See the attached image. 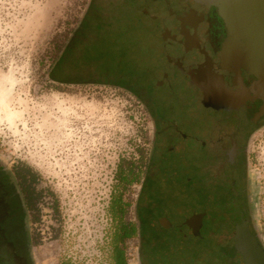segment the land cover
I'll list each match as a JSON object with an SVG mask.
<instances>
[{"label": "rangeland", "instance_id": "1", "mask_svg": "<svg viewBox=\"0 0 264 264\" xmlns=\"http://www.w3.org/2000/svg\"><path fill=\"white\" fill-rule=\"evenodd\" d=\"M113 1L0 0V80L15 81L0 109V162L31 169L48 191L30 212L38 264H112L108 204L118 190L117 165L143 168L151 149L154 100L129 60L136 44L159 37L149 21L146 28L136 21L130 49L112 20ZM88 16L83 40L54 72L63 44ZM248 161L252 219L264 246V127L252 137ZM138 186L122 188L123 200L131 204ZM120 247L127 264H139L136 234Z\"/></svg>", "mask_w": 264, "mask_h": 264}, {"label": "flooded vegetation", "instance_id": "2", "mask_svg": "<svg viewBox=\"0 0 264 264\" xmlns=\"http://www.w3.org/2000/svg\"><path fill=\"white\" fill-rule=\"evenodd\" d=\"M125 2L115 8H132L143 18L166 11L161 1L159 12L152 0ZM206 17L207 33L194 42L169 35L133 44L138 53L130 58V68L155 105L147 163L141 178L132 183L139 184L133 201H127L139 264H243L231 239L236 223L246 219L250 231L259 235L249 200L248 159L252 137L264 127V77L242 69L240 88L245 91L233 107L216 89L204 88L197 70L199 55L206 52L218 63L227 34L215 7ZM259 41H264V32ZM233 78L230 72L227 85L237 90ZM37 180L22 164L0 162V264H38L30 212L48 191L39 188ZM197 213L200 222L188 225L185 220Z\"/></svg>", "mask_w": 264, "mask_h": 264}, {"label": "water", "instance_id": "3", "mask_svg": "<svg viewBox=\"0 0 264 264\" xmlns=\"http://www.w3.org/2000/svg\"><path fill=\"white\" fill-rule=\"evenodd\" d=\"M158 1L165 5L166 11L159 15L151 14L152 11L147 12V15H154L153 19L147 16L143 18V14L132 8L129 10L131 14H127L123 9L114 11L111 17L120 29V38L126 41L130 49L133 48L134 40L130 33L135 31L133 27L137 24L136 21L139 26L146 28L148 25L141 22L144 20L149 21L152 33L155 30L158 37L168 38L172 35L194 42L196 38H203L207 33L206 15L211 6L215 7L225 22L227 34L218 54L219 62H214L203 52L199 55L200 64L197 70L203 75L204 88L216 89L223 96L227 106H236L237 97L245 91L240 88L242 69L264 77V41H259L264 32V4L250 2L252 0H152L153 5ZM127 4L125 0L115 2L119 9ZM158 10L156 12H159ZM130 56L135 58L136 53L131 52ZM230 72L234 73L232 81L239 87L237 90L227 85L226 78ZM201 217L200 213L193 214L185 222L191 226L195 222L199 223ZM231 239L233 248L240 254L243 264H264V246L250 231L246 219L241 218L240 222L236 223Z\"/></svg>", "mask_w": 264, "mask_h": 264}, {"label": "trees", "instance_id": "4", "mask_svg": "<svg viewBox=\"0 0 264 264\" xmlns=\"http://www.w3.org/2000/svg\"><path fill=\"white\" fill-rule=\"evenodd\" d=\"M91 14V13H90ZM89 14V15H90ZM89 16L83 18L82 24L77 29L69 39L63 44L60 54L58 58L53 63L51 69L54 72H57L62 64H65L63 61V56L68 53L71 48L77 49V45L83 40L84 35H86L89 24H90ZM86 39V38H85ZM57 73H54V77H56ZM77 77V75H75ZM65 77L62 78L66 81L75 80L76 77ZM143 161L141 160V163ZM144 166L146 165L147 161L143 162ZM143 166V167H144ZM144 173V169L139 165L138 167L128 162L126 165L122 163H118L116 169V190L110 197L109 204H108V211L113 221V233L111 235V244H112V264H126L124 260V252L123 249L120 247V242L123 241L127 236H133L135 234V227L130 229L126 220H124L123 215L125 213V209L127 207V201L123 200V191L122 188L130 186L132 183L136 182L139 178H141L142 174Z\"/></svg>", "mask_w": 264, "mask_h": 264}, {"label": "bare ground", "instance_id": "5", "mask_svg": "<svg viewBox=\"0 0 264 264\" xmlns=\"http://www.w3.org/2000/svg\"><path fill=\"white\" fill-rule=\"evenodd\" d=\"M7 83H9L8 85H10L9 88L6 86ZM14 83L15 81L13 78L0 80V109H2L5 106L7 98L12 92L11 87L14 85Z\"/></svg>", "mask_w": 264, "mask_h": 264}]
</instances>
